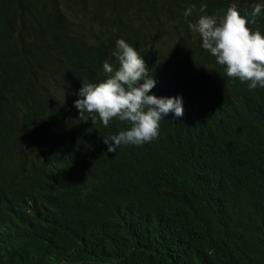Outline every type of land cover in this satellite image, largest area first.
<instances>
[{"label": "trees", "instance_id": "obj_1", "mask_svg": "<svg viewBox=\"0 0 264 264\" xmlns=\"http://www.w3.org/2000/svg\"><path fill=\"white\" fill-rule=\"evenodd\" d=\"M256 4L0 0V219L43 225L41 244L57 250L0 227V264H264V88L222 78L189 28ZM252 25L264 34V7ZM119 39L146 55L156 86L179 88L188 105L206 99L182 132L193 148L157 143L168 158L155 163L121 148L106 158L112 169L62 157L75 86L106 76L107 59L119 67Z\"/></svg>", "mask_w": 264, "mask_h": 264}, {"label": "clouds", "instance_id": "obj_2", "mask_svg": "<svg viewBox=\"0 0 264 264\" xmlns=\"http://www.w3.org/2000/svg\"><path fill=\"white\" fill-rule=\"evenodd\" d=\"M262 7L256 4L251 13L241 15L232 5L225 15H201L189 23V28L200 35L201 49L213 58L222 78L243 82L250 90L264 88V34L252 25ZM194 10L195 6L189 7L185 17ZM205 10L206 6L202 5L200 11ZM140 55H143L140 49L119 39L112 53L119 67L107 59L102 64L106 76L77 83L70 105L73 114H65L61 131L62 157L109 164L106 159L109 155L127 148L132 161L155 163L168 158L157 151V143L179 151L194 147L182 132L184 125L193 121L191 113L207 109L206 99H196L188 105L186 93L179 88L156 86L145 63L146 55L145 60ZM198 117L202 114H197ZM115 173L121 179L126 168ZM120 188L116 189L117 193ZM0 227L14 229L29 248H40L47 255L57 253L55 246L41 244L49 232L39 223L15 228L10 211L0 219Z\"/></svg>", "mask_w": 264, "mask_h": 264}]
</instances>
